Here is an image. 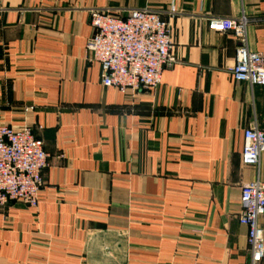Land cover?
Returning a JSON list of instances; mask_svg holds the SVG:
<instances>
[{
  "label": "crops",
  "instance_id": "0c3cea01",
  "mask_svg": "<svg viewBox=\"0 0 264 264\" xmlns=\"http://www.w3.org/2000/svg\"><path fill=\"white\" fill-rule=\"evenodd\" d=\"M172 3L178 63L158 89L104 88L90 12ZM243 15L264 58V0H0L4 122L49 155L38 208L0 210V264H251L240 198L264 184V155L241 156L244 132H264V88L233 80L238 43L208 26Z\"/></svg>",
  "mask_w": 264,
  "mask_h": 264
},
{
  "label": "built area",
  "instance_id": "2783aa9c",
  "mask_svg": "<svg viewBox=\"0 0 264 264\" xmlns=\"http://www.w3.org/2000/svg\"><path fill=\"white\" fill-rule=\"evenodd\" d=\"M166 16V21L163 17ZM180 15L174 3L166 13L148 8L96 9L90 12L93 36L86 47L91 62L101 69V85L124 95L151 94L162 83L163 72L178 61L173 53L170 21ZM258 22L264 23V18ZM251 20L210 18L209 30L230 33L238 43L235 66L230 70L236 83L264 88V58L249 50L247 28ZM264 155V132L257 126L244 132L241 161L245 167H259ZM49 155L32 128L16 130L4 122L0 108V210L11 204L37 209L44 187L43 172ZM264 184L242 187L238 222L248 229L251 264L264 263Z\"/></svg>",
  "mask_w": 264,
  "mask_h": 264
}]
</instances>
